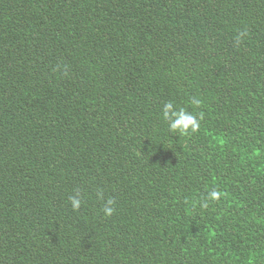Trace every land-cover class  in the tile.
I'll return each mask as SVG.
<instances>
[{"label": "trees", "instance_id": "trees-1", "mask_svg": "<svg viewBox=\"0 0 264 264\" xmlns=\"http://www.w3.org/2000/svg\"><path fill=\"white\" fill-rule=\"evenodd\" d=\"M0 264H264V0H0Z\"/></svg>", "mask_w": 264, "mask_h": 264}, {"label": "clouds", "instance_id": "clouds-1", "mask_svg": "<svg viewBox=\"0 0 264 264\" xmlns=\"http://www.w3.org/2000/svg\"><path fill=\"white\" fill-rule=\"evenodd\" d=\"M244 33H241L240 36L242 37ZM239 41V37L237 38ZM196 103H199V101H196ZM173 108V104L171 102H167L164 105L163 108V117L167 119L169 115L173 117L172 122L170 124L171 129L173 130H180L181 132H187L189 129L191 131H196L199 127L198 121L195 116H193L190 113H187L184 109H181L178 113L177 112H171ZM219 193L212 192L211 198L216 199L218 198ZM71 201L72 208L74 210H78L81 207V199L77 196L69 197ZM114 204V201L112 199H109L107 201V205L104 207V212L106 215H111L113 212V208L111 205Z\"/></svg>", "mask_w": 264, "mask_h": 264}]
</instances>
